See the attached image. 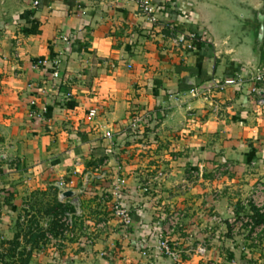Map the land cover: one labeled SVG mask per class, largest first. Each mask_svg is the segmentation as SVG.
I'll use <instances>...</instances> for the list:
<instances>
[{
  "label": "crops",
  "instance_id": "crops-1",
  "mask_svg": "<svg viewBox=\"0 0 264 264\" xmlns=\"http://www.w3.org/2000/svg\"><path fill=\"white\" fill-rule=\"evenodd\" d=\"M211 1L153 0L160 27L123 0H0V264L24 203L59 181L74 196L57 202L90 216H73L66 235L47 222L50 244L27 247L30 264H173L147 250L171 211L184 214L173 237L182 264H264L252 201L264 187V107L250 93L241 41L211 27ZM181 34L199 43L177 47ZM260 51L264 66V33ZM236 75L238 86L192 95ZM159 172L160 185L138 189ZM119 178L135 221L127 237L105 193Z\"/></svg>",
  "mask_w": 264,
  "mask_h": 264
},
{
  "label": "built area",
  "instance_id": "built-area-1",
  "mask_svg": "<svg viewBox=\"0 0 264 264\" xmlns=\"http://www.w3.org/2000/svg\"><path fill=\"white\" fill-rule=\"evenodd\" d=\"M128 3H132L137 6L139 14L150 24L154 26H160L162 27L160 17H159V8L158 6L153 2V0H123ZM169 29H172L169 27ZM62 40L64 42H70L69 37H63ZM196 43H199V39L195 34L185 35L181 34L178 35L175 39V45L177 47H184L187 49H194L196 47ZM57 65V64H56ZM53 77L55 79L59 78L58 71H55L53 73ZM249 83H250V93L257 97V100H255V103L259 107H264V66H259L256 70H252V73L249 77ZM244 82V79L241 75H236L232 78H226V79H214L211 81V84L208 86H202L200 89L196 88L192 90V95L194 97L196 96H204L208 97L211 96V94L214 92V90H223L227 87H234L238 86ZM97 115V111L95 109L91 110L89 113V116L94 117ZM141 122V119H133L132 121V130H136V128L139 127ZM107 137L111 136V133L108 132L106 134ZM1 156V151H0ZM102 178H105V175L103 174L101 176ZM166 174L164 172L157 173L154 177H151L147 179L148 181L144 182L140 186H138V189L142 191L143 193H146L149 191L151 185L154 183H157L160 185V183L163 182L165 179ZM56 187L59 191L60 197L64 196V193L67 192L68 187L67 183L65 181H59L56 184ZM126 187V179L119 178L109 187V191L105 192L112 195V198L114 199V203L112 206V213L113 216L116 218L120 232L125 235V237L129 236L135 227V221L132 218V212L133 210L131 207L126 205L123 201V194L124 189ZM262 195H264V187L260 186L257 192L254 193L252 201L254 202V206L258 208V210L264 214V200L262 199ZM79 209H77L74 214L67 213L62 219V222H64L66 229L63 231L64 235L67 233H71L74 227L73 224V216H80V212H78ZM183 220H184V214L180 211H171L168 213L164 219L161 226V229L159 233L157 234L156 241L154 243L147 245V250H157L159 251L163 256L167 257L172 261L173 264H182V250L180 247V244L175 242L173 240L174 235L177 233L179 229L183 226ZM231 220L236 221V217H233ZM250 223L249 220H246L245 223ZM98 228L106 230L108 227V223L106 221H101L98 223ZM262 231V227L255 229L254 235L257 236L259 232ZM48 238L51 239L49 236ZM186 240V239H185ZM203 248H200V253L203 252Z\"/></svg>",
  "mask_w": 264,
  "mask_h": 264
},
{
  "label": "rangeland",
  "instance_id": "rangeland-1",
  "mask_svg": "<svg viewBox=\"0 0 264 264\" xmlns=\"http://www.w3.org/2000/svg\"><path fill=\"white\" fill-rule=\"evenodd\" d=\"M58 193V190H53V188H50V190L48 191L45 190L32 192V198L28 199L27 201L25 200V197L23 198L26 201L24 204L28 205V207L22 209L21 217L19 220L20 222L17 225L16 229L18 233L17 237L19 236L20 240L14 239L12 241L10 240L4 242L6 243V246H4L5 248H3L5 249L4 251H6L7 254L3 256V259H7L9 264H11L12 255L15 256V258L12 260L13 264H27V261L30 259V251L27 249V247H29L30 245L34 246V244L31 243L32 236L37 235L41 237L40 240L42 241L43 245L45 243L48 245L50 244V238H48L46 233H44L43 231L47 222L49 225V230L47 229L48 231H52L53 229V232H55L54 230H56L58 224L60 226L58 230L63 232L66 229L64 222H62V220H58V218L61 219L59 216L64 217L66 212L71 211V205L64 204L62 206H59L60 204L57 202V198L59 196ZM75 204L76 208L78 209L79 205L77 203ZM81 209H83V212L85 211V217L90 216L88 215V208L86 205L82 206ZM256 209L258 208L256 207ZM65 210L66 212L64 213ZM83 212H80V214H83ZM246 214L247 212L244 213V215ZM259 233H262V231ZM45 236L46 238H48L47 240L45 239Z\"/></svg>",
  "mask_w": 264,
  "mask_h": 264
},
{
  "label": "water",
  "instance_id": "water-1",
  "mask_svg": "<svg viewBox=\"0 0 264 264\" xmlns=\"http://www.w3.org/2000/svg\"><path fill=\"white\" fill-rule=\"evenodd\" d=\"M211 5L216 7L210 17L213 30L220 36H227L229 42L241 41L242 54L249 59L251 69L256 70L260 66V45L263 42L264 5L255 7L242 0H213ZM73 196L71 191L64 193V197Z\"/></svg>",
  "mask_w": 264,
  "mask_h": 264
},
{
  "label": "trees",
  "instance_id": "trees-1",
  "mask_svg": "<svg viewBox=\"0 0 264 264\" xmlns=\"http://www.w3.org/2000/svg\"><path fill=\"white\" fill-rule=\"evenodd\" d=\"M59 206H62L61 204L59 205ZM59 209H61V208H59ZM66 212V210L64 211V213ZM256 218H257V221L258 222H263L264 221V215H262V214H260L258 211H256ZM49 230V229H48ZM44 231V230H43ZM44 233H45V231H44ZM40 238L41 237H39V236H37V235H35V236H32V239H31V243L32 244H34V246H37L38 244H39V241H40ZM15 239H17V237L15 238ZM33 247V246H32ZM30 257V256H29ZM30 261L28 260L27 261V264H30L29 263Z\"/></svg>",
  "mask_w": 264,
  "mask_h": 264
}]
</instances>
